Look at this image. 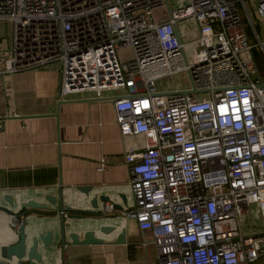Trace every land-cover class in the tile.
I'll use <instances>...</instances> for the list:
<instances>
[{
  "label": "built area",
  "instance_id": "obj_1",
  "mask_svg": "<svg viewBox=\"0 0 264 264\" xmlns=\"http://www.w3.org/2000/svg\"><path fill=\"white\" fill-rule=\"evenodd\" d=\"M178 1L0 0V22L10 23L0 77L54 65L58 99L116 96L120 134L142 146L124 151L132 205L106 200L101 211L150 232L158 264H264V77L247 33L250 24L264 48L254 25L264 0ZM182 20L197 23L196 37ZM175 73L187 85L157 86ZM107 164L102 155L96 169ZM254 204L262 225L243 231Z\"/></svg>",
  "mask_w": 264,
  "mask_h": 264
},
{
  "label": "crops",
  "instance_id": "obj_2",
  "mask_svg": "<svg viewBox=\"0 0 264 264\" xmlns=\"http://www.w3.org/2000/svg\"><path fill=\"white\" fill-rule=\"evenodd\" d=\"M263 19L259 18L258 33L264 40ZM3 25L0 22V41L7 44L9 34ZM58 90L59 72L54 65L0 77V246L18 240V226L9 223L10 214L15 213L24 222L27 244L32 236L52 231L50 245L38 239V264H158L150 232L141 230L134 218L117 209L101 211L104 200L100 196L122 208L132 205L124 151L128 145L140 148L142 138L120 134L113 105L116 96L98 98L86 90L58 99ZM102 155L108 164L98 171L97 160ZM79 185H92L89 195L76 187ZM61 194L69 206L65 214L82 212L92 217L80 219L78 226L75 218L65 215L68 230H76L81 238L84 230L94 229L106 242L71 243L66 235L65 245H61ZM48 195L56 200L50 202ZM92 196H97L94 209ZM29 200L47 207L23 206ZM107 225L114 227L107 232L100 230ZM122 229L125 241L114 242ZM21 261L27 262L26 256ZM12 262H16L15 257Z\"/></svg>",
  "mask_w": 264,
  "mask_h": 264
},
{
  "label": "water",
  "instance_id": "obj_3",
  "mask_svg": "<svg viewBox=\"0 0 264 264\" xmlns=\"http://www.w3.org/2000/svg\"><path fill=\"white\" fill-rule=\"evenodd\" d=\"M181 91H198L196 88L192 89H182ZM205 91V90H203ZM118 97V96H117ZM79 190L84 192L86 195H89L92 185H79L76 186ZM50 202H54L56 197L46 196ZM104 201L108 200L107 196H100ZM90 204L92 208L97 207V196H92L90 198ZM38 206V207H47L46 203H36L32 200L23 203V206ZM115 208L121 209L122 207L114 203ZM69 209V206L63 202L62 194L60 195V243L64 246L65 237L68 235L71 243H80V244H91V243H104L106 242L104 238L95 235L94 229L84 230L82 237L80 238L79 233L76 230H68L69 222L65 220V215L75 218V225L80 226V219L87 218L89 215L82 212H69L65 214V211ZM93 209H79L85 212H91ZM11 211V210H8ZM91 217V216H89ZM92 218V217H91ZM114 226H101L100 230L103 232L110 231ZM68 230V231H67ZM18 240L11 245H2L0 246V264H38L41 260V254L38 252V239L42 242L43 245L48 246L52 242V231L48 230L46 232H41L39 235H34L31 238V242L27 244V233L25 232L24 222L21 220L20 224L17 227ZM125 241V230L122 229L118 232L114 242L120 243ZM26 256L27 262L23 263L21 259ZM13 257L18 261L12 262Z\"/></svg>",
  "mask_w": 264,
  "mask_h": 264
},
{
  "label": "rangeland",
  "instance_id": "obj_4",
  "mask_svg": "<svg viewBox=\"0 0 264 264\" xmlns=\"http://www.w3.org/2000/svg\"><path fill=\"white\" fill-rule=\"evenodd\" d=\"M177 2H179V1L177 0ZM169 3L171 5H173V4L176 3V0H169ZM163 16L164 17L167 16V12L164 13ZM263 22H264V19H263ZM177 24H178V26L180 28H181V24L187 25L188 30H189V35L191 37H193V38L196 37L197 34L199 33L198 25H197V23L194 20L188 21V22H185V21L182 20V21H178ZM9 26H10L9 22L8 23H4L3 29H4L5 32H8ZM248 29L250 30L249 33L253 31L251 29L250 24H248ZM255 38H256V41L258 42L256 36H255ZM199 47H200L199 42L194 41V42L191 43L190 46L186 45L185 49H186V52L188 53L190 51L194 52L195 50H198ZM258 48H259L261 54L264 56V48L261 45H259ZM156 83H157L158 87H161L163 85H168V86L176 85V86L183 87V86L187 85L188 78L185 77V75L183 73H175V74L159 77L156 80ZM243 219H247L246 223H242L241 227H242L243 231L244 230H247L248 232L257 231L259 226L262 225L261 211L259 209V206L257 204L252 205L251 206V212L249 214H245L243 216ZM16 261H18V260L16 259Z\"/></svg>",
  "mask_w": 264,
  "mask_h": 264
},
{
  "label": "trees",
  "instance_id": "obj_5",
  "mask_svg": "<svg viewBox=\"0 0 264 264\" xmlns=\"http://www.w3.org/2000/svg\"><path fill=\"white\" fill-rule=\"evenodd\" d=\"M254 25H255V28L256 30L259 32V28H260V22H259V18H257L256 16H254ZM249 29L247 27V33H248V36L250 38V41L252 43V48H251V51H252V55H253V58L256 62V65L258 67V71L260 73V75H263L264 76V56L261 54L260 50H259V46L257 44H255L256 42V39L253 35L252 32L249 33ZM50 212V211H49Z\"/></svg>",
  "mask_w": 264,
  "mask_h": 264
}]
</instances>
